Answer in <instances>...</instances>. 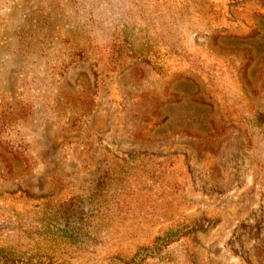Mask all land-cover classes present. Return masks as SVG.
<instances>
[{
    "label": "rangeland",
    "instance_id": "374dc122",
    "mask_svg": "<svg viewBox=\"0 0 264 264\" xmlns=\"http://www.w3.org/2000/svg\"><path fill=\"white\" fill-rule=\"evenodd\" d=\"M138 244L264 264V0H0V264Z\"/></svg>",
    "mask_w": 264,
    "mask_h": 264
},
{
    "label": "trees",
    "instance_id": "16d2710c",
    "mask_svg": "<svg viewBox=\"0 0 264 264\" xmlns=\"http://www.w3.org/2000/svg\"><path fill=\"white\" fill-rule=\"evenodd\" d=\"M156 69V68H155ZM101 193V192H100ZM121 198H123V196H120ZM99 207L100 208H102V205H99ZM92 209H94V208H92ZM103 209V208H102ZM95 210V209H94ZM82 218H83V216H82ZM83 221H84V219H83ZM189 230V232H190V230H193L194 228L193 227H189V226H187V228H186V230ZM189 232H187L186 234H185V232H184V237L186 236V235H188V233ZM172 236L173 235H171V236H166V237H162V238H157V240H154L153 241V243H154V245L156 244L157 245V247L158 246H165V245H171L169 242H171L172 241ZM139 245V244H138ZM149 245H139L138 247H139V251H138V253L136 254V257L134 256V258H131V260L130 261H124V262H126V263H124V264H139L140 262H139V260H138V258H139V256H145V257H148V256H150V248L148 247ZM161 253V252H160ZM155 255H157V252L155 253Z\"/></svg>",
    "mask_w": 264,
    "mask_h": 264
},
{
    "label": "clouds",
    "instance_id": "9594fccd",
    "mask_svg": "<svg viewBox=\"0 0 264 264\" xmlns=\"http://www.w3.org/2000/svg\"><path fill=\"white\" fill-rule=\"evenodd\" d=\"M97 2L99 3V2H100V0H97ZM105 3H106V0H105ZM101 7H104V4H102V5H101Z\"/></svg>",
    "mask_w": 264,
    "mask_h": 264
}]
</instances>
